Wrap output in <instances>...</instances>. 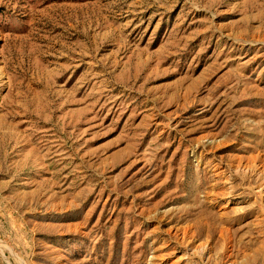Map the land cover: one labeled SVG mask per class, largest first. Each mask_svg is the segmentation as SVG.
<instances>
[{
	"label": "rangeland",
	"instance_id": "1",
	"mask_svg": "<svg viewBox=\"0 0 264 264\" xmlns=\"http://www.w3.org/2000/svg\"><path fill=\"white\" fill-rule=\"evenodd\" d=\"M0 264H264V0H0Z\"/></svg>",
	"mask_w": 264,
	"mask_h": 264
}]
</instances>
